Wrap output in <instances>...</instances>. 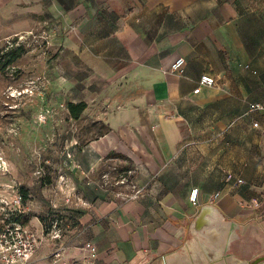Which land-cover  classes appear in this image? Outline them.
I'll return each mask as SVG.
<instances>
[{
  "label": "crops",
  "instance_id": "obj_1",
  "mask_svg": "<svg viewBox=\"0 0 264 264\" xmlns=\"http://www.w3.org/2000/svg\"><path fill=\"white\" fill-rule=\"evenodd\" d=\"M42 10L94 30L81 59L109 130L67 179L92 207L81 221L96 264H264V111H250L264 104V0H0V21ZM180 57L182 74L167 73ZM204 75L217 85L195 94ZM111 154L130 160L136 199L86 182Z\"/></svg>",
  "mask_w": 264,
  "mask_h": 264
},
{
  "label": "rangeland",
  "instance_id": "obj_2",
  "mask_svg": "<svg viewBox=\"0 0 264 264\" xmlns=\"http://www.w3.org/2000/svg\"><path fill=\"white\" fill-rule=\"evenodd\" d=\"M6 16L0 21V56L8 60L16 51L21 57L0 70V226L3 220L19 222L35 232L41 246L38 264H46L51 252L62 247L69 249L72 264H82L77 249L87 242L88 225L81 218L92 207L78 199L79 187L69 193L67 176L77 179L71 166L78 149L109 128L98 120L105 103L91 90L100 80L81 59L80 49L88 48L81 39L92 42L94 30L86 35L45 10ZM80 102L88 108L75 120L69 104ZM113 159L86 182L107 190L108 199L133 195L132 164L123 157ZM122 175L126 184L118 183ZM84 185L85 195L92 194Z\"/></svg>",
  "mask_w": 264,
  "mask_h": 264
},
{
  "label": "built area",
  "instance_id": "obj_3",
  "mask_svg": "<svg viewBox=\"0 0 264 264\" xmlns=\"http://www.w3.org/2000/svg\"><path fill=\"white\" fill-rule=\"evenodd\" d=\"M185 58L176 59L169 68L165 71L169 74H182L185 66ZM217 85V80L214 77L204 75L199 80V86L194 91L195 94H199L204 87L212 88ZM251 112L264 111V104H251ZM255 128H260L259 123H254ZM233 180L232 176H228L226 181L231 182ZM128 182L125 176H121L118 183L126 184ZM243 180H237V184H243ZM135 192V194L130 196H125L123 194H118V198H130L136 199L139 195V191H136L135 186H130ZM199 189H193L190 193L189 200L193 206L199 207ZM222 199V192H216L211 197V203L217 204ZM19 204H21L18 200ZM260 202L258 201L254 207L259 208ZM21 213V212H19ZM9 223V222H8ZM3 227L0 226V264H38V253L40 250V245L38 244L37 234L29 229L23 228L22 224L19 222L7 224L3 220ZM51 234H49L50 236ZM61 235L55 236L54 239L59 238ZM67 247L54 249L49 257L47 258L46 264H72L71 257L67 256ZM83 255L82 264H96L97 261V248L92 244V242L87 241L83 247L78 248ZM41 264H44L42 262Z\"/></svg>",
  "mask_w": 264,
  "mask_h": 264
},
{
  "label": "trees",
  "instance_id": "obj_4",
  "mask_svg": "<svg viewBox=\"0 0 264 264\" xmlns=\"http://www.w3.org/2000/svg\"><path fill=\"white\" fill-rule=\"evenodd\" d=\"M20 57H21V54L17 53L16 51H13L9 54L8 60H3V57L0 56V67H1L0 70L2 72H5V70L8 67H10L15 61H17ZM87 108H88V106L85 102H80L77 104H73V103L69 104L70 115L75 120H78L83 115V113L87 110ZM108 130H109V128H108ZM105 133H103L102 135H104ZM115 157H118V158L123 157L130 162V160L127 157L120 155V154H111V156H110V158H115ZM129 171L125 170V172H129ZM26 198L27 197H25V200H26Z\"/></svg>",
  "mask_w": 264,
  "mask_h": 264
},
{
  "label": "bare ground",
  "instance_id": "obj_5",
  "mask_svg": "<svg viewBox=\"0 0 264 264\" xmlns=\"http://www.w3.org/2000/svg\"><path fill=\"white\" fill-rule=\"evenodd\" d=\"M3 166L0 164V168H2ZM211 215V214H210ZM208 216V215H207ZM210 217V216H209ZM203 221V220H202ZM211 223V221H210ZM199 224V223H198ZM212 225V224H211ZM216 226V225H215ZM221 227V226H220ZM231 228V227H230ZM215 229V228H214ZM218 229V228H217ZM224 230V229H223ZM227 230V229H226ZM225 231V230H224ZM212 232V231H211ZM210 233V232H209ZM224 234V233H223ZM201 235V234H200ZM211 236V235H210ZM220 236V235H219ZM228 236V235H227ZM207 237V236H206ZM225 238V237H224ZM213 239V238H212ZM219 240V239H218ZM209 241V240H208ZM222 241V240H221ZM216 243V242H215ZM220 243V242H219ZM226 247V246H225ZM210 249V248H209ZM214 252V251H213ZM227 252V251H226ZM208 253V252H207ZM212 253V252H211ZM217 253V252H216ZM210 255V254H209ZM217 256V255H216ZM180 257V255H179ZM190 258V257H189ZM174 259V258H173ZM200 260V259H199ZM183 261V260H182ZM202 261V260H201ZM188 262V261H187ZM209 262V261H208ZM184 263V262H183ZM191 263V262H190ZM198 264V263H197Z\"/></svg>",
  "mask_w": 264,
  "mask_h": 264
},
{
  "label": "water",
  "instance_id": "obj_6",
  "mask_svg": "<svg viewBox=\"0 0 264 264\" xmlns=\"http://www.w3.org/2000/svg\"><path fill=\"white\" fill-rule=\"evenodd\" d=\"M205 212V210H202V213H204Z\"/></svg>",
  "mask_w": 264,
  "mask_h": 264
}]
</instances>
